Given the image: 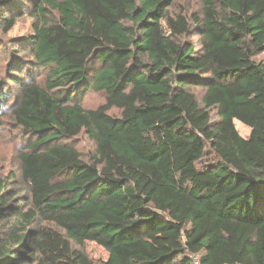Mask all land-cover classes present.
Segmentation results:
<instances>
[{
  "label": "trees",
  "instance_id": "16d2710c",
  "mask_svg": "<svg viewBox=\"0 0 264 264\" xmlns=\"http://www.w3.org/2000/svg\"><path fill=\"white\" fill-rule=\"evenodd\" d=\"M176 1H36L47 81L12 109L35 139L19 156L33 208L5 227L19 175L0 181V264H264V0H204L191 18L169 13ZM91 90L106 95L95 110ZM83 132L89 161L62 143ZM87 242L107 260L73 247Z\"/></svg>",
  "mask_w": 264,
  "mask_h": 264
},
{
  "label": "rangeland",
  "instance_id": "374dc122",
  "mask_svg": "<svg viewBox=\"0 0 264 264\" xmlns=\"http://www.w3.org/2000/svg\"><path fill=\"white\" fill-rule=\"evenodd\" d=\"M37 0H11L6 5V16L9 19L15 18L16 24L10 31H5L6 23L0 20V181H3L11 174H18L19 179L10 183L9 189L13 190V196L8 200L12 206L9 216L3 222L7 227L11 224L7 220H15L13 209L18 208V213H27L32 210L31 191L21 180V164L19 156L28 150V147L35 142L29 134L21 129L12 117L14 101L21 93V85L24 83H37L45 88L48 71L37 67L33 63L31 54L30 38L34 35L33 24L35 19L30 15L35 8ZM204 0H177L169 9L172 16L183 15L191 18L194 14L200 15L203 10ZM50 19L58 17L57 12L50 8L48 10ZM187 41L198 45V38L188 37ZM264 60V54L258 57V61ZM202 100V89H196ZM106 103V95L91 90L84 100V108L95 110ZM110 115L117 117L120 112L112 110ZM236 128L243 137H248L250 128L236 122ZM62 143L74 147L82 154L83 159L89 161L96 153V144L91 137L83 132L74 140L63 141ZM40 222L31 225V229L37 228ZM73 247L85 253L94 262H103L108 258V253L94 242H87L84 246L73 243ZM27 256V251L21 247H14ZM21 264H32V261H24Z\"/></svg>",
  "mask_w": 264,
  "mask_h": 264
},
{
  "label": "built area",
  "instance_id": "2783aa9c",
  "mask_svg": "<svg viewBox=\"0 0 264 264\" xmlns=\"http://www.w3.org/2000/svg\"><path fill=\"white\" fill-rule=\"evenodd\" d=\"M193 264H201L199 257L193 258Z\"/></svg>",
  "mask_w": 264,
  "mask_h": 264
}]
</instances>
